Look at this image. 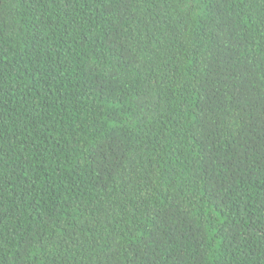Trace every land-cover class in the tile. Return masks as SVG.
Returning <instances> with one entry per match:
<instances>
[{
  "label": "trees",
  "instance_id": "16d2710c",
  "mask_svg": "<svg viewBox=\"0 0 264 264\" xmlns=\"http://www.w3.org/2000/svg\"><path fill=\"white\" fill-rule=\"evenodd\" d=\"M0 264H264V0H0Z\"/></svg>",
  "mask_w": 264,
  "mask_h": 264
}]
</instances>
